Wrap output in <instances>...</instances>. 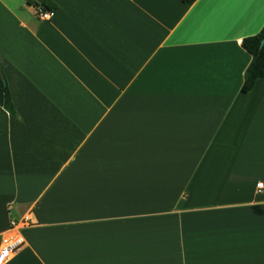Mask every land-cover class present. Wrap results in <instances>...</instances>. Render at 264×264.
Masks as SVG:
<instances>
[{
	"label": "crops",
	"instance_id": "1",
	"mask_svg": "<svg viewBox=\"0 0 264 264\" xmlns=\"http://www.w3.org/2000/svg\"><path fill=\"white\" fill-rule=\"evenodd\" d=\"M42 1L0 0L5 264H264V0Z\"/></svg>",
	"mask_w": 264,
	"mask_h": 264
},
{
	"label": "trees",
	"instance_id": "2",
	"mask_svg": "<svg viewBox=\"0 0 264 264\" xmlns=\"http://www.w3.org/2000/svg\"><path fill=\"white\" fill-rule=\"evenodd\" d=\"M181 3L187 6H191L195 0H179ZM32 6L41 8L43 11L54 12L56 5L50 3L48 0L42 1L37 4L35 2H29ZM264 40V26L254 36L246 37L241 42V47L250 55L251 60L247 68L245 69L243 76V83L241 91L248 93L253 88L257 79H264V43L260 46L261 41ZM0 106L6 110L11 116L16 117L17 112L11 99V94L7 81L0 68Z\"/></svg>",
	"mask_w": 264,
	"mask_h": 264
},
{
	"label": "built area",
	"instance_id": "3",
	"mask_svg": "<svg viewBox=\"0 0 264 264\" xmlns=\"http://www.w3.org/2000/svg\"><path fill=\"white\" fill-rule=\"evenodd\" d=\"M36 11L38 18L41 20H49L52 16L51 12L43 11L41 8H37ZM262 188V183L257 184V190ZM14 227L15 225L12 224V228ZM23 244L24 241L19 236L3 241L0 248V264H5L11 258V256L23 246Z\"/></svg>",
	"mask_w": 264,
	"mask_h": 264
},
{
	"label": "water",
	"instance_id": "4",
	"mask_svg": "<svg viewBox=\"0 0 264 264\" xmlns=\"http://www.w3.org/2000/svg\"><path fill=\"white\" fill-rule=\"evenodd\" d=\"M263 43H264V40H262V41H261V43H260V46H262V45H263Z\"/></svg>",
	"mask_w": 264,
	"mask_h": 264
}]
</instances>
